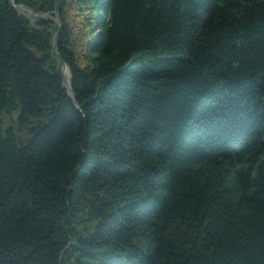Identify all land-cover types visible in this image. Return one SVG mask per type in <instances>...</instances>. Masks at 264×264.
Segmentation results:
<instances>
[{
    "label": "trees",
    "instance_id": "1",
    "mask_svg": "<svg viewBox=\"0 0 264 264\" xmlns=\"http://www.w3.org/2000/svg\"><path fill=\"white\" fill-rule=\"evenodd\" d=\"M14 3L0 264H264V0Z\"/></svg>",
    "mask_w": 264,
    "mask_h": 264
},
{
    "label": "water",
    "instance_id": "2",
    "mask_svg": "<svg viewBox=\"0 0 264 264\" xmlns=\"http://www.w3.org/2000/svg\"><path fill=\"white\" fill-rule=\"evenodd\" d=\"M11 1H12V5H13L14 7L20 6V7L22 8V10L27 11V13L32 14V15H38V14L34 13L32 10L26 8L25 6H22V5H16V4L14 3V0H11ZM41 17H43V18L48 17V18H49V16H48L47 14H43V15H41ZM55 17H56V21L59 23V14L57 13ZM57 33H58V32H57ZM57 33L55 34V36H54V40H53V50L56 51V52H57V47H56ZM57 57H58V59H59V61H60V63H61L62 71L65 72L66 69L68 70V76H69V78L67 79L68 86H66V84H65L66 78H63V83H64V85L67 87V89H66V93H67V94H68L73 100H75L74 93H73V90H72V88H71V74H70V69H69V67L66 65V63L63 61V59L61 58V56H60V54H59L58 52H57ZM68 87H69V92H68Z\"/></svg>",
    "mask_w": 264,
    "mask_h": 264
},
{
    "label": "rangeland",
    "instance_id": "3",
    "mask_svg": "<svg viewBox=\"0 0 264 264\" xmlns=\"http://www.w3.org/2000/svg\"><path fill=\"white\" fill-rule=\"evenodd\" d=\"M20 13H26V15L28 14V15H30L31 17H33V16H38V15H32V14H29V13H27V11H24V10H20ZM47 15L49 16L50 19H52L53 21L57 22L55 16H53L52 14H47ZM30 16H29V17H30ZM45 18H48V17H45ZM14 114H15V116H13V119L16 117V118H15V121H14V122H10L8 118H5V125H11V126H14L15 129H18L19 127H21V126H23V125H21L20 122H19V120L17 119V117H18V115H19V112H18V111H17V112H14ZM4 116L7 117V116H9V114L4 113V114H3V117H4ZM36 125L38 126V124L36 123L35 126L33 127L31 123H26V124H25V129H26V128H28V129L30 128L31 130H29V131H30L29 134H31V133L33 132V130H35L34 128L37 127ZM31 126H32V127H31ZM21 128H23V127H21ZM37 128H38V127H37ZM37 128H36V129H37ZM26 130H27V129H26ZM26 130H25V131H24V130H20V134H21V136H23V137L26 136L27 131H28V130H27V131H26Z\"/></svg>",
    "mask_w": 264,
    "mask_h": 264
},
{
    "label": "bare ground",
    "instance_id": "4",
    "mask_svg": "<svg viewBox=\"0 0 264 264\" xmlns=\"http://www.w3.org/2000/svg\"><path fill=\"white\" fill-rule=\"evenodd\" d=\"M17 9L22 10V8L20 6H17ZM64 73L66 74V78L68 79L69 78V76H68V70L66 69ZM65 82L67 83L66 86H68V82L67 81H65ZM68 92H69V87H68Z\"/></svg>",
    "mask_w": 264,
    "mask_h": 264
}]
</instances>
